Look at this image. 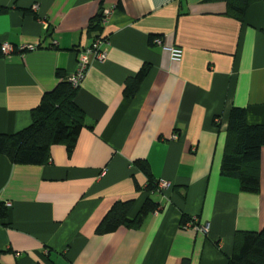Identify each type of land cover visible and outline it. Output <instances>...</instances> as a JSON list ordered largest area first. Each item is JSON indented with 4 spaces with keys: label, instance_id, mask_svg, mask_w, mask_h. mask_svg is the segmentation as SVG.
Listing matches in <instances>:
<instances>
[{
    "label": "crops",
    "instance_id": "1",
    "mask_svg": "<svg viewBox=\"0 0 264 264\" xmlns=\"http://www.w3.org/2000/svg\"><path fill=\"white\" fill-rule=\"evenodd\" d=\"M101 7L112 11L106 55L77 87L85 122L71 153L52 145L37 165L0 153V264H227L236 232L264 227V146L258 192L220 174L231 107L264 125V0L241 19L219 0H0V43L14 49L0 55V134L29 125L44 93L75 72ZM136 161L170 188H147ZM147 199L156 208L139 227L97 230L115 202L131 200L134 218ZM192 219L207 231L185 226Z\"/></svg>",
    "mask_w": 264,
    "mask_h": 264
},
{
    "label": "trees",
    "instance_id": "2",
    "mask_svg": "<svg viewBox=\"0 0 264 264\" xmlns=\"http://www.w3.org/2000/svg\"><path fill=\"white\" fill-rule=\"evenodd\" d=\"M208 1V0H207ZM226 3L225 14L241 19L248 5L257 0H219ZM101 7L88 23V30L102 32ZM147 68L126 81L124 93L135 95ZM77 88H73L68 78L60 80L50 91L45 92L39 104L31 111V122L13 134H0V153L5 154L13 163L42 164L49 158L50 147L64 144L71 153L85 122V115L74 101ZM264 146V125L249 124L247 112L243 107L232 106L220 174L239 180L240 189L256 193L259 190L258 164ZM136 164L147 175V188H153L156 180L143 168L141 161ZM132 201H117L101 220L97 230L104 233L115 231L119 226L139 227L147 214L156 204L147 199L134 218L128 217ZM7 206L0 201V219L5 216ZM227 264H264V227L260 231L236 232L234 252Z\"/></svg>",
    "mask_w": 264,
    "mask_h": 264
},
{
    "label": "built area",
    "instance_id": "3",
    "mask_svg": "<svg viewBox=\"0 0 264 264\" xmlns=\"http://www.w3.org/2000/svg\"><path fill=\"white\" fill-rule=\"evenodd\" d=\"M111 12L112 11L109 8L103 9L101 25H105L108 22ZM151 41L153 45L161 46L169 50L172 59L179 60L181 58L182 55L181 49L178 47H167L162 37H158V36L153 37ZM106 45H107V37L105 32L102 31L93 37V40L88 47L83 48L81 50L77 58L76 70L73 74H71L68 77V81L70 82L73 88H77L79 86L80 82L82 81V79L84 78L87 72L89 65L92 62L102 61L104 59L106 55V48H105ZM24 48H25L24 46L20 45L18 50L22 51ZM13 50H14L13 45H11L10 43L8 42L0 43V55H9L13 52ZM174 137L176 136L174 135ZM154 184L161 191H165L170 188V182L164 179H160L156 181ZM187 225H194V227L197 230L203 233H205L208 229V227L205 225L202 226L198 225L196 222H194L193 219L192 222H188L185 226Z\"/></svg>",
    "mask_w": 264,
    "mask_h": 264
}]
</instances>
